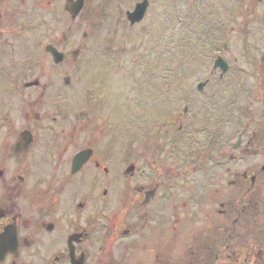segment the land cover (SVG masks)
<instances>
[{"label":"flooded vegetation","instance_id":"obj_1","mask_svg":"<svg viewBox=\"0 0 264 264\" xmlns=\"http://www.w3.org/2000/svg\"><path fill=\"white\" fill-rule=\"evenodd\" d=\"M248 3L241 34L230 32L241 36V84L260 86L247 104L241 93V130L223 140L199 139L187 112L170 122L164 112L118 113L99 68L77 89L82 111L69 112L62 86L50 93L53 70L85 63L93 38L103 51L121 45L150 1L0 0V264H264V0ZM215 31L204 51L226 40ZM214 77L225 76L211 65L204 81ZM124 131L145 138L119 151ZM204 205L220 219L198 221Z\"/></svg>","mask_w":264,"mask_h":264},{"label":"rangeland","instance_id":"obj_2","mask_svg":"<svg viewBox=\"0 0 264 264\" xmlns=\"http://www.w3.org/2000/svg\"><path fill=\"white\" fill-rule=\"evenodd\" d=\"M148 1L150 6L145 23L136 26L127 37H124L121 45L116 41L117 45L112 50L103 51L99 49L100 43L97 38H93L92 43L86 42L87 46L91 47L86 51L85 58L81 59L85 63L80 62L81 65L70 66L68 69L53 70L51 82L53 90L50 93L58 91L57 89L62 86L64 91H68L69 99H72L69 103V112L82 111L80 101L85 97V92H79L77 89L81 83L86 82V78L88 80L95 78L99 68L104 70L101 74L105 77L103 94H109L103 96V99L107 100L108 105H117L118 113L133 112L135 115L134 112H164L163 118L170 122L168 120L170 116L187 112L184 116L187 121L192 119L202 126L196 129L199 139L204 135L201 132L206 131H214V137L216 139L221 137L223 140L235 135L241 130V93L245 96L244 102L247 104L254 96L251 94L258 93L256 88L260 86L250 81L241 84L239 79L241 75L246 76L241 74V36L238 37L237 33L241 34V12L244 11L243 6H249V0H245V5L241 4L242 0ZM214 28H223L226 33L229 48L221 55L224 60H228L231 70L223 80H218L217 77L210 79L200 92L197 89L198 83L208 78L212 65L206 64L212 51L203 50L202 45L208 40L204 35L207 29ZM220 37L221 34L216 36V39ZM105 39L109 41L110 37ZM121 46L124 47L123 54L120 53ZM189 56H194L195 59L190 62ZM180 58L182 63H178ZM65 76H69L73 82L69 88L62 85ZM178 76H181L182 83L176 81ZM92 89L91 94L95 99L99 92L94 90L95 86ZM37 92L40 93V89ZM37 97L40 98L39 95ZM56 105L55 100L53 106ZM37 110L44 112L40 106ZM210 116L213 122L208 123L207 127L206 121ZM129 132H118L119 148L123 147L125 142L136 144L145 138L143 132ZM218 149L215 147L213 150L212 155L215 158L220 157ZM117 160L120 166V158ZM218 209L219 207L215 205L214 212H209L210 207L204 205L199 209L198 221L205 220L206 213H209L211 218L214 214V221L219 220L215 213Z\"/></svg>","mask_w":264,"mask_h":264},{"label":"water","instance_id":"obj_3","mask_svg":"<svg viewBox=\"0 0 264 264\" xmlns=\"http://www.w3.org/2000/svg\"><path fill=\"white\" fill-rule=\"evenodd\" d=\"M145 8H146V3H142L136 7L135 11L129 15V19H130L131 23L138 22L142 19L143 14L145 12ZM50 52L54 56L55 63H58L61 61V55L60 54H57L54 50H51ZM225 70H226V68H223V71H225Z\"/></svg>","mask_w":264,"mask_h":264}]
</instances>
